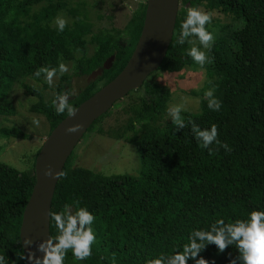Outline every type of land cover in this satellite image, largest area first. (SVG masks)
Masks as SVG:
<instances>
[{
	"label": "trees",
	"instance_id": "16d2710c",
	"mask_svg": "<svg viewBox=\"0 0 264 264\" xmlns=\"http://www.w3.org/2000/svg\"><path fill=\"white\" fill-rule=\"evenodd\" d=\"M146 1L139 4L123 29L93 33L89 18L79 9L69 10L67 0H0V116L15 115L9 100L11 88L26 78L40 81L42 77H34L33 72L42 65L76 62L75 75L85 80L113 58L109 69H103L70 100L75 108L93 96L99 84L103 87L111 82L134 51ZM43 3L46 6L40 14L31 15L32 8ZM192 6L217 10L232 22L224 29L225 35L215 40L205 66L215 79V96L223 101L220 111H213L204 101L200 113L182 114L201 128L217 125L219 139L227 142L231 151L215 144L212 147L218 150L212 154L201 149L190 123L180 130L172 122L149 129L164 118L170 93L144 82L136 90H143V95L123 110L130 116L115 137L137 149L139 174L95 173L74 166L73 153L63 168L67 175L57 183L51 211L59 210L65 201L78 199L95 214L97 234L92 256L74 261L69 250L64 264H146L154 256L182 249L194 227H207L218 217L234 220L253 209H264V0H179L173 39L157 72L174 74L194 66L187 56L189 45L176 43L186 10ZM62 11L73 21L58 32L50 23ZM88 37L95 45L91 56L86 52ZM77 54L81 58L77 59ZM58 77L57 93H63L72 78ZM23 88L38 99L31 111L46 118L51 133L68 113H56L52 100L46 103L40 90L26 84ZM109 115L107 112L95 121L86 134L95 130L104 134L97 126ZM0 132L29 139L15 128ZM34 184V167L20 172L0 161V255L8 264H26L20 227ZM56 231L50 221V235ZM235 255L231 246L220 252L215 244L199 254L209 264L213 260L229 264ZM188 264H192L191 259Z\"/></svg>",
	"mask_w": 264,
	"mask_h": 264
},
{
	"label": "rangeland",
	"instance_id": "374dc122",
	"mask_svg": "<svg viewBox=\"0 0 264 264\" xmlns=\"http://www.w3.org/2000/svg\"><path fill=\"white\" fill-rule=\"evenodd\" d=\"M143 2L144 0H67V8L69 10L79 9L93 24V33H97L103 29H123L132 17L133 12ZM45 6L46 4L43 3L33 7L31 15L40 14ZM201 9L209 11L204 7H201ZM211 12L213 18L209 27L216 40L225 35L226 31L224 29L229 27L232 21L229 16L222 12L217 10ZM59 14L68 18V25L72 23L73 18L67 11H62ZM50 24L54 27L53 21ZM94 50L95 45L91 43L90 37H88L87 55L91 56ZM81 56V54L76 55L77 59ZM65 63L68 65L69 70L64 75L72 78L70 83H66L69 85L65 87L68 89L76 87L78 94L89 82L75 75L76 62ZM214 81L215 79L207 74L206 68L201 69L195 62L193 67H185L179 73L168 74L159 71L151 74L145 83L150 82L166 88L170 93V97L164 118L149 129L162 128L172 122L168 109L176 104H183L184 112L200 113L202 102L207 101V98L204 97L205 89L214 87L216 90ZM24 84L40 90L44 101L47 103L53 100L57 94L60 79L57 77L54 86L50 87L42 78L40 81L26 78L15 84L9 92V100L13 104L16 113L14 116L9 117L0 116V131L15 128L29 139H16L0 132V161L20 172H28L33 169L38 153L50 134L46 118L31 111V107L38 102V99L25 91ZM102 85V83L99 84L98 88L100 89ZM143 93V90L136 91L131 97H126L113 105L109 111L110 115L97 126V128L100 127L103 130L104 134H98L96 130L85 134L73 151L71 159L74 166L83 167L105 176L139 174L141 163L137 149L124 139L115 137L118 132L123 131L130 116L123 113V110L137 101V98L142 96ZM75 96L70 97V100H73ZM33 117L39 118V126L32 123Z\"/></svg>",
	"mask_w": 264,
	"mask_h": 264
},
{
	"label": "clouds",
	"instance_id": "9594fccd",
	"mask_svg": "<svg viewBox=\"0 0 264 264\" xmlns=\"http://www.w3.org/2000/svg\"><path fill=\"white\" fill-rule=\"evenodd\" d=\"M212 18L211 11L196 6L188 7L176 41L180 45H189L186 50L187 56L201 69L210 62L209 53L215 44V35L208 28ZM68 24V18L62 14H58L53 20V26L58 32H63ZM68 70V65L61 60L54 66L37 67L33 76L42 77L51 87L54 86L55 79L63 76ZM77 92L78 89L72 87L63 93H57L52 100L55 112L58 114L67 112L69 116H73L77 110L70 103V97L75 96ZM204 97L207 98V106L210 109L220 111L223 101L215 96L214 87L205 89ZM184 111L183 104H176L168 109L176 130L184 129L186 124L190 123L193 137L201 149L212 154L218 150L212 147L215 144L224 148L226 152L231 151V146L219 139L217 125L201 128L193 120L186 121L182 114ZM32 123L39 126V118L33 117ZM79 128V124H73L67 131L76 132ZM45 175L57 179L66 176L67 173L48 167L45 169ZM48 218L54 222L56 234L49 235L47 239L38 243L37 247L43 255L30 254L28 259L32 264H64L69 250L74 261H83L93 255V244L97 239L93 226L96 216L87 206L82 205L78 199L65 201L59 210H49ZM24 243L31 244L33 241L28 238ZM209 244H215L220 252L229 246L234 248L236 255L229 264H264V209H253L245 217L234 220L218 217L207 227H194L188 233V242L182 249L177 248L169 253L154 256L147 260L146 264H188L189 259L192 260V264H209L208 260L199 256ZM21 257L23 258V255ZM0 264H8L4 255H0ZM212 264H215L214 260Z\"/></svg>",
	"mask_w": 264,
	"mask_h": 264
},
{
	"label": "water",
	"instance_id": "95a60500",
	"mask_svg": "<svg viewBox=\"0 0 264 264\" xmlns=\"http://www.w3.org/2000/svg\"><path fill=\"white\" fill-rule=\"evenodd\" d=\"M178 11L179 0H147L141 34L124 69L80 104L73 116L65 117L43 143L35 160V184L20 227V241L26 264H32L28 259L30 254L43 255L37 245L50 235L48 211L52 208L60 177L53 179L46 176L45 169L52 167L55 171H63L68 158L94 122L109 112L115 103L140 89L147 78L159 70L173 39ZM112 61L113 58L108 59L102 69L87 76L85 81L90 83L95 80L103 69L111 67ZM73 124H79L80 128L76 132H68L67 128ZM28 238L33 243H24Z\"/></svg>",
	"mask_w": 264,
	"mask_h": 264
}]
</instances>
